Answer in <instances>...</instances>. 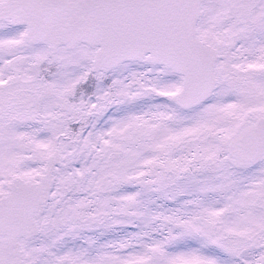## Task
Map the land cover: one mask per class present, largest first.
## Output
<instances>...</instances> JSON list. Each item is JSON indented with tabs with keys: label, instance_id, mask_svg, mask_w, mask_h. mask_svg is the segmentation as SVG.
Masks as SVG:
<instances>
[{
	"label": "snow or ice",
	"instance_id": "1",
	"mask_svg": "<svg viewBox=\"0 0 264 264\" xmlns=\"http://www.w3.org/2000/svg\"><path fill=\"white\" fill-rule=\"evenodd\" d=\"M0 264H264V0H0Z\"/></svg>",
	"mask_w": 264,
	"mask_h": 264
}]
</instances>
